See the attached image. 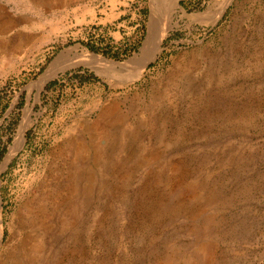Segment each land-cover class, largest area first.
<instances>
[{
    "label": "rangeland",
    "instance_id": "rangeland-1",
    "mask_svg": "<svg viewBox=\"0 0 264 264\" xmlns=\"http://www.w3.org/2000/svg\"><path fill=\"white\" fill-rule=\"evenodd\" d=\"M158 2L0 0V264H264V0H176L136 77ZM70 47L110 72L39 87Z\"/></svg>",
    "mask_w": 264,
    "mask_h": 264
},
{
    "label": "bare ground",
    "instance_id": "bare-ground-1",
    "mask_svg": "<svg viewBox=\"0 0 264 264\" xmlns=\"http://www.w3.org/2000/svg\"><path fill=\"white\" fill-rule=\"evenodd\" d=\"M25 1L28 2V0H25ZM165 1L167 2V0H165ZM32 2H34V0H32ZM162 2L163 1L159 0V2L157 4L160 5V6H157V7H159L161 9L160 12L164 15V19L162 18V20L157 21L155 19V17H154L155 16L154 14H155L156 11L152 9V13H151V16H150V21H149L150 23H149V26H148L147 36H146V38L144 40L143 47L141 49L140 58H138L139 59L138 60V64H137L138 65L137 66V70L138 71L136 70L137 72H135L136 77L139 76L143 72L145 66L150 61L151 56H152V54L154 52V45H155L156 41L158 40L160 32L170 26L169 23H170L171 17H169V16H171L172 12L175 9L176 0H169L165 6L162 4ZM228 2H229V0H223V6H226V4ZM155 4H154V6H155ZM161 4L164 6V8L161 7ZM157 13H156V15H157ZM214 18H215V16H214ZM75 48L76 47H70V48L65 50L68 54L69 53L72 54L71 57H69V58H67L65 60H61L60 62H58L59 59L56 58L54 61H52L50 63L48 68L44 71V73L39 78V84H38L39 87H42V85L47 80L55 77L58 73L63 72L67 68H70V67L72 68V67H74L77 64L81 65V63L87 64V65L91 66L92 68L96 69L97 71H101L102 73H104L105 71L106 72H108V71L110 72L109 69H111V68L106 67L108 62H106L105 60L97 58L93 54L78 52V51L75 50ZM61 54H63V52ZM26 127H27V123H26V120H24V121H22L19 133H18V135L16 137V140H15L16 147H17L18 142L21 141L22 135H23V131H24V129ZM109 142H110V140H109ZM10 155H11V153H9L7 159L2 164H0V172L3 171V169L6 167V164H7V161L9 159ZM75 175H77L75 169L74 168H70V171L68 173V180L71 182V186L72 187L75 186L74 181H73V179H75ZM31 217H32V219L27 222V227L30 228V229L26 232V234L22 238V244L24 245L23 249L25 248L28 252L32 251L33 246H34L33 241L35 240V238H36V241H37L36 234H33L34 231H35V229H33V228H36L37 224L40 221V219H38V217L30 216L29 218H31ZM23 223H22V225L20 224L21 228H23V226H24ZM2 235H3V214H2V204L0 202V246H1V243H2Z\"/></svg>",
    "mask_w": 264,
    "mask_h": 264
}]
</instances>
